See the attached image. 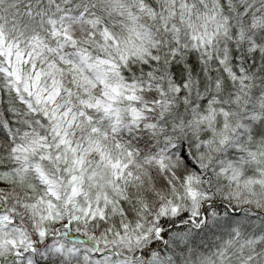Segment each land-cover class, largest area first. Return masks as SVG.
Returning <instances> with one entry per match:
<instances>
[{"label": "snow or ice", "instance_id": "snow-or-ice-1", "mask_svg": "<svg viewBox=\"0 0 264 264\" xmlns=\"http://www.w3.org/2000/svg\"><path fill=\"white\" fill-rule=\"evenodd\" d=\"M0 264H264V0H0Z\"/></svg>", "mask_w": 264, "mask_h": 264}]
</instances>
